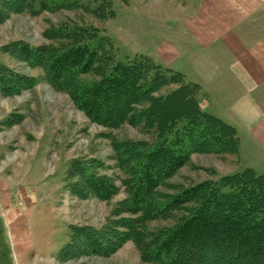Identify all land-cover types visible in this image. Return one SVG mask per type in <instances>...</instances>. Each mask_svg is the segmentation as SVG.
Masks as SVG:
<instances>
[{
    "label": "trees",
    "instance_id": "16d2710c",
    "mask_svg": "<svg viewBox=\"0 0 264 264\" xmlns=\"http://www.w3.org/2000/svg\"><path fill=\"white\" fill-rule=\"evenodd\" d=\"M0 1L4 4L0 23L12 14L74 8L99 19L115 16L111 1L97 7L77 0ZM98 34L97 27L61 24L46 30L48 44L33 47L17 41L6 48L32 68H42L48 83L68 93L92 122L110 129L129 125L155 136L150 146L145 141L114 142L118 166L128 175L123 182L127 196L114 215L133 217H120L101 232L85 228L81 242L74 244L73 237L60 253L73 257L80 247L107 256L134 241L143 261L149 257L156 264H264V173L246 168L175 195L160 191L193 154L238 156L237 129L202 108L201 86L182 72L142 54L126 57V62L117 60L110 50L118 48L109 35L106 47L101 42L91 45ZM3 78L0 83L8 82L4 94L35 82L12 73ZM75 166L69 174L70 179L80 178L69 185L74 195L107 201L119 193L110 177ZM169 218L177 220L172 228L146 231L150 222Z\"/></svg>",
    "mask_w": 264,
    "mask_h": 264
},
{
    "label": "rangeland",
    "instance_id": "374dc122",
    "mask_svg": "<svg viewBox=\"0 0 264 264\" xmlns=\"http://www.w3.org/2000/svg\"><path fill=\"white\" fill-rule=\"evenodd\" d=\"M77 1L82 5L90 1L91 7L111 1L115 16L99 19L74 8L38 15L12 14L0 23V78L12 73L35 80L30 88L13 89V94L2 91L8 82L0 83V264H156L149 257V261H143L134 241L107 256L77 246V255L73 257V253H60L73 237L74 244L81 242L79 235L85 228L101 232L120 217H133L114 215L118 203L127 196L123 182L128 177L118 166L114 142L145 141L150 146L155 136L129 125L110 129L92 122L68 93L48 83L42 68H32L6 50L17 41L33 47L48 44L46 30L77 23L99 29V39L91 45L101 42L106 47L109 35L118 48V52L111 49V55L126 62V57L137 55L138 34L151 33L152 29L146 25L161 17L162 11L169 9L170 1ZM3 6L0 1V12ZM198 97L205 109L203 89ZM75 165L88 174L97 172L110 177L119 193L107 201L74 195L69 185L80 178L70 179L69 174ZM243 170L239 154H193L190 162L168 181V187L160 191L175 195L199 183L217 181ZM176 224V218L154 220L146 231L157 232Z\"/></svg>",
    "mask_w": 264,
    "mask_h": 264
},
{
    "label": "crops",
    "instance_id": "0c3cea01",
    "mask_svg": "<svg viewBox=\"0 0 264 264\" xmlns=\"http://www.w3.org/2000/svg\"><path fill=\"white\" fill-rule=\"evenodd\" d=\"M169 1L136 54L199 84L205 109L237 129L240 166L264 173V0Z\"/></svg>",
    "mask_w": 264,
    "mask_h": 264
}]
</instances>
